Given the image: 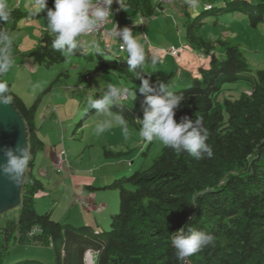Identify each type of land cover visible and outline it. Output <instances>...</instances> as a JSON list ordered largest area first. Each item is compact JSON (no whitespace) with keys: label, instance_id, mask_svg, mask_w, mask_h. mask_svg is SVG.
I'll use <instances>...</instances> for the list:
<instances>
[{"label":"trees","instance_id":"obj_1","mask_svg":"<svg viewBox=\"0 0 264 264\" xmlns=\"http://www.w3.org/2000/svg\"><path fill=\"white\" fill-rule=\"evenodd\" d=\"M191 1L195 0H177L172 4L186 18L185 44L181 48L188 55L181 60L180 76L189 80L186 86L171 83L173 90L184 97L174 119L179 122L187 116L194 121L196 114L201 115L209 132L213 156L196 160L186 152L177 154L162 145L150 166L142 165L129 176L121 175L101 187L119 194V209L110 216L108 230L100 228L95 232L91 226L61 223L52 218L50 211L41 214L35 211V196L44 190L40 179L33 174L35 157L44 147L35 115L58 82V75L27 104L1 72L0 79L8 83L14 97L12 105L24 122L32 159L24 174L18 214L12 219L5 215L6 225L0 227L4 239L0 248L6 250L9 237L14 235L18 243L27 239L38 245L50 244L56 264H84L86 249L98 251L96 264H181L176 259L170 234L189 224L212 234L215 242L186 258L183 264H264V69L249 66L240 44L223 34L228 28L225 21L221 22L225 16H238L240 22L243 18L248 22V28L259 29L264 26V0L256 3L222 0V7L207 2L198 15L190 18ZM122 5L135 13L134 31L142 30L146 23L139 17L149 21L151 17L159 19V15H167L165 6H170L157 0H122ZM47 8L54 9V0H47ZM11 10L8 23L0 22L1 29L10 32L17 29L19 18H46V10L38 16L32 15L33 10L22 11L19 6ZM208 14L214 18L208 25L210 28L202 33L201 29L207 25L203 19ZM52 38L44 30L34 48L16 53L15 45L14 56L30 58L46 67L69 60L70 57L51 48ZM107 41L112 42L107 50L85 47L73 55L87 63L82 67L84 80L95 74L113 73L138 88L140 79L128 70L127 59L116 54L122 53L117 46L119 42L109 35ZM143 71L146 72L144 68ZM156 77L172 76L160 72L143 74L152 85L158 84L153 81ZM137 96L142 104L144 97L138 92ZM122 104L129 127L138 130L139 115L130 104ZM113 111L120 109L114 106ZM83 117L72 128L73 132L81 131ZM151 143L141 152L143 156L148 155ZM105 155H112V151H105ZM35 227L41 233L26 237ZM14 264L45 263L32 259Z\"/></svg>","mask_w":264,"mask_h":264},{"label":"clouds","instance_id":"obj_2","mask_svg":"<svg viewBox=\"0 0 264 264\" xmlns=\"http://www.w3.org/2000/svg\"><path fill=\"white\" fill-rule=\"evenodd\" d=\"M114 2L123 9L122 0H54V9L47 8V0H35L32 15L38 16L46 10V30L53 37L51 48L63 56L72 57L85 47L89 50L99 51L100 45L106 50L104 43L100 40L97 41L93 36L107 23L113 21L112 5ZM166 4L172 5L173 3ZM114 7H118V5H114ZM11 12L8 0H0V22L7 24L11 18ZM139 19L149 21L143 17H139ZM151 19L154 18L151 17ZM115 23L108 35L119 42L117 46L120 45V50L127 54L128 70L133 73L134 77L140 79L141 83L138 88L135 86L130 89L108 82L105 91L99 95V98H96L93 90L89 91L84 112L88 113L94 110L93 115L97 118L93 129L95 134L99 136L118 125L127 137L129 122L124 115L122 101L131 96L136 97L138 92L144 97L141 104L143 118L136 119V121L140 125L139 136L144 142L159 141L164 147L172 149L175 153L186 152L196 160L212 157L213 149L208 143L209 132L203 124V117L196 114V119L193 121L185 116L177 122L174 117L176 110L184 101L183 95L176 93L170 83L161 82L152 85L149 79L143 78V74L146 73L143 68L147 63V57L145 44L141 42V39L146 40V34L134 35L133 26L135 23L124 27H120L117 21ZM142 24L140 22V25ZM128 27H132V30ZM108 35L105 41L111 47V43L107 41ZM15 41L14 34L8 30L0 29V72L10 70L14 66ZM151 63L155 65L156 59L153 58ZM13 100L14 97L8 83L0 79V106H9ZM114 106L120 111H113ZM0 151L3 152L4 161L0 163V175L5 177L9 183L18 186L23 181L32 159L27 143H18L15 148L6 147ZM59 156H62V162L58 167ZM64 161L65 152L61 150L55 159L57 172L61 171ZM87 207L92 210L89 205ZM93 210L101 212L102 207H93ZM93 230L97 232L99 228L93 227ZM40 233L41 230L35 227L26 233V237L31 238ZM18 235H16L17 238H19ZM170 239L171 245L175 249L176 259L181 264L186 258L214 245L215 242V237L212 234L198 231L189 224L170 234ZM88 252L95 254L96 264L98 251L92 249L84 251L83 263L87 264L85 257Z\"/></svg>","mask_w":264,"mask_h":264},{"label":"rangeland","instance_id":"obj_3","mask_svg":"<svg viewBox=\"0 0 264 264\" xmlns=\"http://www.w3.org/2000/svg\"><path fill=\"white\" fill-rule=\"evenodd\" d=\"M252 2H258L261 0H251ZM191 5L188 6V11L190 14V18L198 15L203 10L204 3H211L215 7H222L224 5V2L222 0H202V1H191ZM9 7L11 9L15 7H20L22 11H32L33 5L35 4L34 0H8ZM113 9V22L111 24H108L107 28L108 30H111L114 23L116 21H119V24L122 22L127 21V17L125 14V11L123 10V13L120 14L119 19L116 17V7L112 6ZM118 10V9H117ZM165 11L167 12V15L170 13L173 14L175 19V24L172 22L171 24L167 22V19L165 16L159 15V19L162 20L165 24H162L161 26L163 28H160L158 30L159 34H157L156 39L151 38V42L154 45L161 46V43L164 44V46H170L174 45L175 47L178 46H184L185 44V38H184V30H185V17L181 16L178 10L175 8H170L169 6H165ZM122 12V11H121ZM126 17V18H125ZM132 18V17H131ZM213 16L208 14L204 17L203 21L207 24L205 28H202L200 32L205 33L207 28H210L208 25L211 24L213 21ZM17 29L13 30L11 33L16 36L15 41V52H23L28 49L34 48L37 43L38 39L41 35V33L46 30V18H19L17 19ZM225 21L226 27L228 28L227 32H223V34L228 35L229 37L233 38L234 41L238 42L242 48V50L245 51V58L249 66L253 69H264V26H260L259 29L253 30L248 28V22L243 18L244 21H239L238 16H225L221 19ZM241 20V19H240ZM132 21V19H131ZM220 22V21H219ZM240 24V25H239ZM147 28L145 29V31ZM215 31V30H213ZM161 34V35H160ZM166 36V37H163ZM95 39L98 41L99 37H95ZM150 42V43H151ZM112 43V42H111ZM113 47H116L114 45ZM101 49V46H99V50ZM94 51V50H93ZM92 51V52H93ZM119 56H122L127 59V54L122 52L116 53ZM151 59H147V63L144 66V70L148 74H156L159 70V66L156 63L153 65L151 63ZM87 64L83 59H80L79 57L72 56L69 60H66L65 62H62L60 64H55L52 66H44L37 63H33V61L30 58H20V56H14V66L10 70L3 71L1 73V76L8 82L11 83L12 89L16 94H18L27 104L31 103L33 99L37 96V94L46 88L58 75L59 81L55 83V88L52 91H57L62 87V83H70L78 81L80 84H85L84 80V73H82V67ZM170 65L173 67V75L171 78L164 79L161 77H156L153 79L156 83H164V84H174L176 86H186L187 79L185 77L178 78L176 76V73L174 74V71L176 70V65L172 59H169L166 61V66ZM61 72L68 74L69 76H63ZM162 73V72H161ZM163 74H168L163 73ZM93 75V74H90ZM98 74H95L90 77L91 80H94L97 83L100 84L96 90V92H99V95H101L105 91L106 83L111 82L113 84H116L118 86H124L128 87L130 89L135 88V85L124 80L116 77L113 73H106L100 78ZM84 80V82H83ZM184 80V82H183ZM62 83H61V82ZM61 83V84H60ZM105 84V85H103ZM38 85V86H37ZM60 92H57L55 95L57 96ZM62 93V92H61ZM89 95V94H88ZM88 95H84L83 91H80L77 93L76 96L71 98H63L61 94L56 97V99H59L62 101H56L62 102L61 106L63 109H66V113L64 115H70L72 114V117L70 119L71 125L74 127L75 124L80 122V119L83 117V122L85 124H91L92 121L97 119L93 113H85L84 108L86 107V99ZM96 98H99L97 94L94 93ZM54 98L52 96V92H50L47 96H45L44 100L42 101L41 105L39 106L37 113L35 115V125L38 127L39 123L44 121V117L42 112L44 109L49 105L50 103L53 106ZM122 103L130 104L133 106V108L137 111V114L139 115L140 119L143 118V112L141 109V103L139 101V98L136 94L135 96L128 97L126 100L122 101ZM138 106V107H137ZM58 107V106H57ZM54 115L57 112L53 111ZM52 112V113H53ZM62 112V111H60ZM51 113V114H52ZM39 114L42 116L40 117ZM63 116V115H62ZM52 119V117H50ZM85 119V120H84ZM54 120V118H53ZM95 123V122H94ZM94 124L91 128L90 125L84 126L81 128V131H78L75 135V140L69 141L68 146H71L73 143L78 145L80 148L88 145L90 142L93 141V138L96 137V134L94 132ZM72 132V130H71ZM71 137V133L69 138ZM96 143V142H93ZM102 143H99L98 146H92L89 147L90 150H86L84 154H91V160L94 162H98V158H101L104 156V148ZM148 145V142H144L142 140V144L140 145L138 149V154L136 160L131 164V169L124 174H117L114 178L113 170L114 166L112 165H104L103 168L97 167L99 170H101V174H103L105 181L107 183L113 182L116 178H119L121 175L129 176L134 170L138 169L142 165L145 167H148L151 165L152 160L160 154L162 144L159 141H154L151 143L150 148L148 149V155L143 156L141 152L146 150ZM80 149H78L77 152H79ZM107 150V149H106ZM89 152V153H88ZM81 154V153H80ZM83 155V154H82ZM83 159V158H81ZM102 159V158H101ZM76 162H79L80 160H75ZM37 163L39 161H36ZM35 162V164H36ZM38 164L34 166L33 174L40 179L43 190H46L47 192L43 191V193H38L35 196V203L34 208L37 213H43L46 211L52 212V218L54 220H59L61 223H69L74 226L81 225V223L77 222L76 219H74V216L78 214L79 205L77 203H72V200L67 197H62L63 193V186L60 184L58 187L55 188V186H52L48 183V179L51 175V173H45V174H39L38 170ZM49 171V170H48ZM52 175H54L52 173ZM112 176V177H111ZM98 184V183H97ZM94 185V187H98V185ZM93 186V185H92ZM53 187L55 190H53ZM97 193L96 196L102 197L104 199L108 198L109 206L107 209V213H103L101 217H104V219H101L102 221H99V226H101L102 230H108L109 224H110V216L113 214H116L119 209V194L118 191L112 190V189H94ZM44 193H47L45 195ZM86 195H88V192H85ZM62 197V198H60ZM74 204V206H72ZM16 209L7 211L4 213L0 219V227L5 226L4 218L5 215H8V219L16 218L17 216ZM99 215V214H98ZM101 215V214H100ZM3 233H0V245L3 243ZM9 245L7 246L6 250L0 248V264H14L15 262L21 261V260H32L36 259L39 261H43L45 264H56L54 261V254L52 251V248L50 247V244L47 242L43 245H38L33 242H29L27 239L21 241V242H15L14 235L10 236L8 239Z\"/></svg>","mask_w":264,"mask_h":264},{"label":"crops","instance_id":"obj_4","mask_svg":"<svg viewBox=\"0 0 264 264\" xmlns=\"http://www.w3.org/2000/svg\"><path fill=\"white\" fill-rule=\"evenodd\" d=\"M169 7L176 9L175 5H170ZM123 10L125 11L127 21L122 22L121 24H119V21H117L118 25L121 27L133 23V21H135L136 19L132 17L134 13L133 11L127 8L119 9L118 7H116V15H117L116 17L118 19L120 17V14L123 13ZM165 17L167 19V22H169L170 24L172 22L174 23L175 19L173 14L170 13ZM165 23L158 18L157 19L154 18L151 21L145 23L142 29L143 31L142 30L134 31V35L146 34V40L142 38L141 42L145 44L147 59H151V60L153 58L156 59L157 64L159 66L158 72L160 73L167 72L170 73V75L172 76L174 66L172 67L170 65L166 66V61L172 59L176 65V70L174 71V74L176 73V76L180 78L181 60L185 59L188 53L184 52L185 50L181 48L182 46L180 45L177 48H179L178 49L179 53L182 52V54L181 55L178 54L179 56L177 55L172 57L167 53V50L169 49L170 46H174V45L164 46V44L161 43V46H158V45H154L150 41L151 38L152 39L157 38L156 35L159 34L158 30H160V28H163L161 25ZM146 28L147 30L145 31ZM111 41L113 40L111 39ZM100 78L102 79L103 77L101 76ZM103 80L105 81L104 78ZM100 84L102 83H97V81L95 82L94 80L89 79L85 81V84L83 83L79 85V82L75 80V82H70V83L63 82L61 84L62 87L60 89H58L57 91L55 90L51 91L52 96L54 98L53 106L50 103L42 112L43 116L39 114L40 117L42 116L45 118L44 121L39 123L38 126V133L44 142V147L43 150L40 151L39 154H37V156L35 157V162L39 161L38 163L36 162V164L39 165L38 166L39 174L41 175L42 173L45 174L48 172L51 173L50 177L47 178L48 183L51 184L52 186H55V188L58 187L60 184L65 186L63 187L64 189H63L62 197H66L67 195V197L72 200V203H77L79 205L80 209L78 210V214L74 216V219H76L77 222L81 223V225L85 224L91 226L92 228L95 227L99 229L101 228V226H99L100 225L99 221H102L101 219H104V217H101L102 214L106 213L108 215L107 209L109 206V201L108 198L104 199L102 197L96 196L97 192L94 189L100 190L102 186H105L109 183L105 181L104 179L105 176L101 174V170H99L97 167L103 168L104 165L106 164L114 166V170L112 174V176L114 175V178L116 177L115 175L117 174L127 173L132 168L131 164L137 158V154L139 152L138 149L142 144V139L139 136L138 130H133L131 129V127H129V135L125 137L122 128L118 125H115L112 128L108 129L105 133L99 136L96 135V137L93 138L92 142H90L88 145L82 148H80L78 145L74 143L71 146H68L69 141L73 142L75 140V135L77 134L78 131L73 132L74 131L72 129L73 126L71 125L72 121H70L72 114L67 116L64 115V113H66V109H63V107L65 106L64 105L61 106L62 102H58V103L56 102V101H62V99L59 100L56 99V97L59 96V94H61L63 95L62 97L64 99L71 98L76 96L77 93H79L80 91H83L84 95H88L90 90H93V93L97 94L95 89L100 87L99 86ZM54 88L55 87H53L52 90ZM57 92L60 93L56 96L55 94ZM56 108H57V112L54 115L53 111H56ZM136 112L137 111L135 110V114ZM50 117H52V119H50ZM137 119H140V117ZM95 121L96 119L93 120L92 121L93 123L91 124H85L83 122L81 127L90 125V127L92 128L93 124L95 125L94 123ZM70 133H71V137L69 138ZM99 143H102L100 145H102L104 148L103 151L104 156L101 157L102 159L98 158V162L97 161L94 162L93 160H91V154L89 152H88L89 154L87 153L84 154V153L87 152L86 150H90L89 147L98 146ZM78 149H80L79 152H77ZM106 149L112 151V155L110 156L105 155V151H107ZM61 150L65 152V161L62 164L61 171L57 172L55 166V159L57 154ZM77 159H79L80 161L76 162L75 160ZM36 164H34V166ZM52 173L54 175H52ZM96 184L98 185V187L95 188L94 185ZM55 188L53 187V190H55ZM44 191L47 192L46 190ZM86 191L88 192V195H86L85 193ZM44 194L47 195V193ZM87 205H89V207H92V210H90V208H88ZM72 206H74V204ZM98 206L102 207L101 212H96L95 210H93V207H98Z\"/></svg>","mask_w":264,"mask_h":264},{"label":"water","instance_id":"obj_5","mask_svg":"<svg viewBox=\"0 0 264 264\" xmlns=\"http://www.w3.org/2000/svg\"><path fill=\"white\" fill-rule=\"evenodd\" d=\"M25 142L28 145L27 131L15 107L12 104L0 106V149L15 148L18 143ZM3 162V152L0 151V163ZM22 182L15 186L0 175V215L20 205Z\"/></svg>","mask_w":264,"mask_h":264},{"label":"built area","instance_id":"obj_6","mask_svg":"<svg viewBox=\"0 0 264 264\" xmlns=\"http://www.w3.org/2000/svg\"><path fill=\"white\" fill-rule=\"evenodd\" d=\"M176 1L177 0H157L158 3H162V4L163 3L164 4H166V3H170L171 4V3H175ZM114 5H117V3L114 2L112 6H114ZM207 7H209V6H207ZM112 22L107 23L98 33L94 34V36H93V37H99V40L102 43H104V48L106 50L110 47L109 44L105 41V38L108 35V32H110V30H108L107 26H108V24H111ZM128 28H130L132 30V27H128ZM85 37H89V36H85ZM118 48L120 49V45H118ZM168 52L171 55H177L178 54V50L174 49L173 47H170L169 50H168ZM61 162H62V156H59L58 157V160H57L58 167L60 166Z\"/></svg>","mask_w":264,"mask_h":264},{"label":"bare ground","instance_id":"obj_7","mask_svg":"<svg viewBox=\"0 0 264 264\" xmlns=\"http://www.w3.org/2000/svg\"><path fill=\"white\" fill-rule=\"evenodd\" d=\"M86 263L87 264H94V260H95V254L92 252H88L86 253Z\"/></svg>","mask_w":264,"mask_h":264}]
</instances>
